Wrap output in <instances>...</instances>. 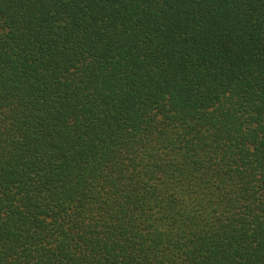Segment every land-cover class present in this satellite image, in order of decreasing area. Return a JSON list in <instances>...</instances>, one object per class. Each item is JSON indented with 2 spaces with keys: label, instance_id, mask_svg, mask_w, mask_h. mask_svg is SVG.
I'll return each instance as SVG.
<instances>
[{
  "label": "trees",
  "instance_id": "1",
  "mask_svg": "<svg viewBox=\"0 0 264 264\" xmlns=\"http://www.w3.org/2000/svg\"><path fill=\"white\" fill-rule=\"evenodd\" d=\"M0 264H264V0H0Z\"/></svg>",
  "mask_w": 264,
  "mask_h": 264
}]
</instances>
